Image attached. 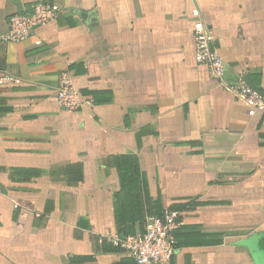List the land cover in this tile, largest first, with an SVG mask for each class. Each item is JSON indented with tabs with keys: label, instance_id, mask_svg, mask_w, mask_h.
Masks as SVG:
<instances>
[{
	"label": "crops",
	"instance_id": "obj_1",
	"mask_svg": "<svg viewBox=\"0 0 264 264\" xmlns=\"http://www.w3.org/2000/svg\"><path fill=\"white\" fill-rule=\"evenodd\" d=\"M35 1L0 0V264H135L108 237L165 209L171 264H264V109L195 62L191 15L224 83L264 94V0H48L5 43ZM61 72L93 107L59 106Z\"/></svg>",
	"mask_w": 264,
	"mask_h": 264
},
{
	"label": "built area",
	"instance_id": "obj_2",
	"mask_svg": "<svg viewBox=\"0 0 264 264\" xmlns=\"http://www.w3.org/2000/svg\"><path fill=\"white\" fill-rule=\"evenodd\" d=\"M191 15L194 21L195 62L206 67L211 77L241 103L252 110L264 109V94L242 81L233 85L224 83L225 63L213 45L212 31L198 9H194ZM56 16L54 4L41 0L32 5L30 11L19 12L8 18V32L3 41L21 44L30 39L37 28L53 21ZM6 81L12 82L14 79L7 78ZM55 95L59 106L67 111L93 107V101L81 95L68 72L58 74ZM177 227V213L165 209L160 217L148 218L142 232L124 238L117 235L108 237L107 243L132 258L135 264H171L174 254L173 232Z\"/></svg>",
	"mask_w": 264,
	"mask_h": 264
},
{
	"label": "trees",
	"instance_id": "obj_3",
	"mask_svg": "<svg viewBox=\"0 0 264 264\" xmlns=\"http://www.w3.org/2000/svg\"><path fill=\"white\" fill-rule=\"evenodd\" d=\"M40 0H37V2H39ZM36 1L34 2V3H29V5L27 6V11H30V9H31V6L32 5H34L35 3H37ZM171 211V210H170ZM174 212V211H173ZM161 214L162 213H160L158 216H154V217H160L161 216ZM146 221V220H145ZM145 223V222H144ZM143 227H144V224H143V226H142V229H141V231L140 232H142L143 231ZM175 232V231H174ZM173 232V233H174ZM139 233V232H138ZM137 234V233H136ZM133 235H135V234H133ZM133 235H125V236H122V235H118L117 234V236L118 237H120V238H124V237H127V236H133ZM173 240H174V238H173ZM174 248H175V242H174ZM119 251V250H118Z\"/></svg>",
	"mask_w": 264,
	"mask_h": 264
}]
</instances>
